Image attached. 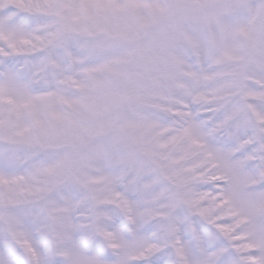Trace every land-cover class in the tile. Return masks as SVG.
<instances>
[{"label":"snow or ice","instance_id":"obj_1","mask_svg":"<svg viewBox=\"0 0 264 264\" xmlns=\"http://www.w3.org/2000/svg\"><path fill=\"white\" fill-rule=\"evenodd\" d=\"M0 264H264V0H0Z\"/></svg>","mask_w":264,"mask_h":264}]
</instances>
